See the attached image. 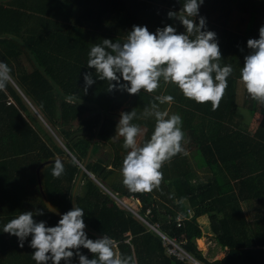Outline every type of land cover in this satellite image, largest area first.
I'll return each instance as SVG.
<instances>
[{
  "label": "trees",
  "instance_id": "obj_1",
  "mask_svg": "<svg viewBox=\"0 0 264 264\" xmlns=\"http://www.w3.org/2000/svg\"><path fill=\"white\" fill-rule=\"evenodd\" d=\"M229 1L204 0L199 8V15L201 11L221 12L219 23L206 21V28L217 35L221 66L233 68L225 94L213 110L210 102L198 104L185 98L174 84L162 83L153 93L141 90L137 95L122 90L109 92V82L100 81L95 70L87 67L92 46L112 36L106 31L95 33L85 29L87 20L95 15L100 18L96 13L103 8L102 4L112 5L123 30L121 34L125 32L127 37L132 22L146 26L150 33L170 25L172 19L165 13L181 10L185 0H0V62L9 66L12 77L6 90L0 91V235L4 226L24 211H43L44 215H34V219L45 221L49 227L56 226L75 203L84 209L88 237L112 238L114 250L130 257L131 264H183L167 257L161 236L120 207L102 186H111V177L122 167L129 151L123 147V137L114 140L119 111L135 110L137 118L132 123L147 127L148 141L155 118L144 117L145 108L153 103L159 105L155 96L171 95V109L182 115L184 140L188 138L194 144L198 167L218 168L222 180L215 176L199 179L188 158L180 153L164 163L162 180L151 191L133 192L126 186L112 185L116 188L114 193L140 199L139 214L165 235L176 238L203 264H264V104L254 101L245 89L242 107L251 117L261 113L262 121L255 132L242 130L241 120L236 121L240 71L250 52L247 41L254 36L259 38L253 25L255 17L264 13V0H240L236 7H230ZM236 8L250 14L244 32L227 26ZM196 22L199 23V17ZM111 40L121 43L122 36ZM86 72L97 78L87 92L83 79ZM32 105L61 138L64 148L48 131L43 134V129L34 124ZM163 105H159L160 110ZM198 115L214 122L201 136L194 123ZM106 142H111L115 149L113 167L108 156L96 158ZM56 159L65 168L58 179L52 176ZM86 161L87 170L99 182L85 172L74 198ZM31 172L39 174L36 179L28 175ZM23 176L29 178L24 181ZM184 199L187 203H183ZM244 202L253 212V220L244 215ZM187 210H192L193 215L189 216ZM203 215L209 216L217 242L227 248L222 260L210 261L197 246L196 240L203 236L197 219ZM181 216L184 219L178 225ZM7 243L0 241L5 247ZM13 245L19 247L18 239ZM80 251L93 258L87 249ZM17 258L26 260L24 264H36L32 263V255ZM13 259L5 261L0 257V262L17 264ZM71 264H79L78 258L74 257Z\"/></svg>",
  "mask_w": 264,
  "mask_h": 264
},
{
  "label": "clouds",
  "instance_id": "obj_2",
  "mask_svg": "<svg viewBox=\"0 0 264 264\" xmlns=\"http://www.w3.org/2000/svg\"><path fill=\"white\" fill-rule=\"evenodd\" d=\"M203 3L204 0H185L179 13H168L170 19L179 20L184 33H178L171 25L158 28L155 33H150L146 26L134 25L124 43L104 39L102 44L93 45L87 67L95 70L100 81L109 82V92L122 90L137 95L141 90L153 93L162 83L174 84L185 98L198 104L210 102L215 110L225 94L233 68L221 66L217 35L207 30L206 19L199 17ZM247 47L250 52L244 57L240 82L254 101L264 104V26L259 29L258 39L247 41ZM11 79V69L0 62V91L6 90ZM83 79L87 92L97 78L86 72ZM154 99L159 105L174 101L171 95H157ZM159 105L153 103L144 110V117L155 118V127L142 146H137L136 139L141 129L132 123L137 118L135 110L120 113L117 133L124 138L123 147L129 149L121 172L124 185L133 192L157 187L163 177L164 163L184 152L182 118L178 114L170 116L168 111L160 110ZM64 173L63 162L56 159L52 176L58 179ZM34 215H44V212L24 211L11 219L3 232L16 237L20 248L31 237L29 247L33 249L32 259L36 264H61L62 261L71 264L74 257L79 264H131L130 257L114 250L112 238L103 235L93 240L88 237L84 209L75 205L53 227L47 226L45 221L38 222ZM82 248L93 254V258L83 255Z\"/></svg>",
  "mask_w": 264,
  "mask_h": 264
},
{
  "label": "rangeland",
  "instance_id": "obj_3",
  "mask_svg": "<svg viewBox=\"0 0 264 264\" xmlns=\"http://www.w3.org/2000/svg\"><path fill=\"white\" fill-rule=\"evenodd\" d=\"M240 0H230L229 2V6L230 7H236L238 5ZM251 2H253L254 0H249ZM255 1H258V0H255ZM201 15L202 17H204L206 20H211V21H215L217 23H219L218 21V14H214V15H211L209 17H206V12L202 14L201 12ZM249 13L248 12H243V11H240L238 10V8H236L234 10V12L229 16V20H228V24L227 26L231 29V30H234V31H238V32H244L245 29L247 28V20L249 18ZM217 19V20H216ZM181 23L179 22V20L175 19L174 21V24L173 26L177 29L181 28ZM261 26H264V13H259L256 17H255V23L253 25V31L255 32V34L259 33V29ZM251 39H255V36L252 37ZM240 83V82H239ZM239 90H238V102L240 103V105H244V101H245V97H244V85L241 83L239 86H238ZM31 111H32V115L33 117H35V120H34V124L38 127H40V129H43L48 131V134L53 136L54 140L61 146L64 148V144L61 140V138L57 135V138L56 136L54 135L53 131L55 132V130L51 129L50 125L45 121H43L40 116L38 115V113L35 111L34 108L31 107ZM164 111V110H162ZM123 112V109L119 111V113ZM240 116L238 119H242V123H243V127L242 129H244V125H246L249 129L250 132H255L256 129L258 128L260 122L262 121V115L261 114H255L254 117H250L248 116L247 114H245L244 110H240ZM119 119H120V115H118L116 117V120H117V124L119 122ZM141 129V133L140 135L136 138L137 139V146H142L143 143L147 142V132H148V129L144 126H141L140 127ZM53 130V131H52ZM44 131L43 134L46 132ZM56 133V132H55ZM47 137V135H46ZM121 136H119V134L117 133L116 131V135H115V138L114 140H117L118 138H120ZM123 152H121L122 154ZM68 154L70 155V157H73L69 152ZM105 156H108L107 159L108 161H110V164L111 166L110 167H113L114 165V159L116 158V153H115V149H113L112 147V143L111 142H106L104 144H102V148L99 150V152L97 153L96 155V158H101L103 159ZM194 164V169L195 171L197 172V176L199 179H202V180H205L209 177H212V176H215L217 177L219 180H222V174L220 172V170L218 168H212V170L210 169H200L197 167L196 165V162H193ZM109 167V168H110ZM121 168H118L115 170V173L114 175L111 177L110 181H111V186L110 185H105L103 184L106 189L103 188L104 192L109 194L108 193V190H113L111 191L113 194L121 197V198H124L126 199V201H128V204L130 206H132L134 203H135V208H137V213L138 215L139 214V211H140V208L142 206V202L140 201V204H138L137 200L138 198L134 197V196H131V197H134V199H132L131 197H126V196H122L121 193H114L116 188L113 189L112 188V185L113 187H117V188H120L121 186L124 187V183H123V176H122V172H121ZM38 173L41 175L42 174V171L40 169H38ZM35 172H32V177H36L37 175H39ZM108 189V190H107ZM110 195V194H109ZM111 196V195H110ZM112 197V196H111ZM113 198V197H112ZM128 198V199H127ZM114 199V198H113ZM140 200V199H139ZM242 208L244 210V215L246 216V218L248 220H253V212H251L250 210V207L247 205V203H242ZM129 211V210H128ZM189 212V216H192L193 215V211L192 210H187ZM133 213V212H132ZM135 214V213H133ZM137 217L138 215L135 214ZM207 217V216H206ZM140 218V217H139ZM181 218V221H183V217H179ZM179 218L177 220V222L179 223ZM141 219V218H140ZM142 220V219H141ZM144 222L148 225H151L149 222L146 221V219L144 218L143 219ZM198 220V219H197ZM199 224L202 228V232H203V236L201 238H198L196 240V243H197V246L200 250H203V253L204 255L208 258V259H220L224 256V252L221 250L220 246L218 245V242L216 241V238H215V234L211 228V224H210V219L209 218H204V219H200L199 220ZM152 226V225H151ZM157 231L156 232H159L160 230L153 226ZM161 232V231H160ZM200 241L204 242V243H201ZM214 255H216L214 257Z\"/></svg>",
  "mask_w": 264,
  "mask_h": 264
},
{
  "label": "crops",
  "instance_id": "obj_4",
  "mask_svg": "<svg viewBox=\"0 0 264 264\" xmlns=\"http://www.w3.org/2000/svg\"><path fill=\"white\" fill-rule=\"evenodd\" d=\"M121 5V4H120ZM102 7L103 8H101L100 10H97V13L96 14H99V16H100V18L97 16V15H95L94 16V18L93 19H90V20H87V23H86V26H85V29H86V31H92V32H95V33H102V32H109V33H111L110 35H112L111 36V39H114V40H116L117 39V37H119V36H122V41H121V43H124L125 41H126V36H124L125 35V32L123 33V34H121L122 32H123V30H122V28H121V26H120V24H119V18H118V16H116V15H114V13H116V11L112 8V5L110 4V6L108 7L107 5H105V4H102ZM117 11H118V9H117ZM174 12H177V13H179L180 12V10H174ZM202 12V11H201ZM200 12V13H201ZM168 13L169 12H166L165 13V15H168ZM203 13H205V12H202V14ZM218 14L219 16H218V18L221 16V12L219 11V10H213V11H210L209 13L208 12H206V17H208V16H211V15H214V14ZM199 17H202V15H199ZM198 18V17H197ZM217 20V19H216ZM174 21H175V19H172L171 20V23H170V25L171 26H173V24H174ZM206 21H209V20H206ZM132 26H134V23L132 22ZM181 26V28H179V29H177V31L178 32H180V33H184V31H185V29H184V27L182 26V24L180 25ZM108 27H110L109 29H107ZM174 27V26H173ZM117 35V36H116ZM110 39V40H111ZM13 82V81H12ZM239 82H240V79H239ZM238 82V84H237V87L241 84V82L239 83ZM14 83V82H13ZM245 89V88H244ZM238 90H239V88L237 89V94H238ZM244 92V91H243ZM171 105H172V103H165L164 105H163V107H162V110H166V111H168L169 112V115L171 116V115H173V114H176L175 113V111L174 110H172L171 109ZM239 105H240V103H239ZM32 107V106H31ZM240 108H239V110H238V114H239V117H241L240 116V110L242 109V110H244V112H245V114H247L246 113V109H244L243 107H242V105H240L239 106ZM33 108V107H32ZM35 108V107H34ZM37 110V109H36ZM38 111V110H37ZM39 112V111H38ZM40 113V112H39ZM256 114H261V113H259V112H257ZM248 115V114H247ZM262 115V114H261ZM249 116V115H248ZM197 118H195V120H194V123H195V125L197 126V131H198V135L199 136H201V134H203V133H207L210 129H211V127L214 125V122L211 120V119H209V118H207V117H201L200 115H198V116H196ZM200 117H201V119H200ZM251 117V116H250ZM254 117V116H253ZM263 117V116H262ZM181 118H182V115H181ZM241 120V126L243 127V123H242V119H240ZM236 121H238V118H237V120ZM145 127V126H144ZM185 127H186V125H185ZM147 128V127H146ZM248 127L246 126V125H244V129H242V130H248L247 129ZM52 129V128H51ZM53 131V130H52ZM53 133H54V135L56 134L54 131H53ZM57 136V135H56ZM57 138V137H56ZM182 147H183V149H184V152H182V154L183 155H185L187 158H188V162H190V167H191V169L192 170H195L194 168V164H193V162H196V165H197V167H198V158H197V156H196V148H194V144L188 139V138H186L183 142H182ZM186 153V154H185ZM199 168V167H198ZM32 172L31 173H29L28 175L30 176V177H32ZM198 175V174H197ZM28 176H23V180L25 181L26 180V178H27ZM37 177V176H36ZM36 177H33V178H35L36 179ZM29 178V177H28ZM95 180L96 181H98L96 178H95ZM99 182V181H98ZM103 187H104V189H106V187L104 186V185H102ZM108 190V189H107ZM156 190L157 189H155V192L154 193H156ZM109 192H111L110 190H108ZM108 192V193H109ZM112 193V192H111ZM110 194V193H109ZM111 195V194H110ZM125 198V197H124ZM183 203H187V201L184 199L183 200ZM48 205H50L49 203H48ZM51 206V205H50ZM135 207H137V206H135ZM207 216V217H206ZM204 219V218H209V216L208 215H203V216H201V217H199L198 218V222H199V220L200 219ZM1 233V232H0ZM3 235H0V241L1 240H5V241H8V243L6 244V247H5V245L4 246H2L1 244H0V257L2 258V259H4L5 261L6 260H11V259H13V257H15V259H13V260H16L17 261V264H24L23 262H25L26 260H22V259H19V258H17V257H22V256H28V255H32V252H33V249H31L30 247H29V240H31V237H29L26 241H25V244H24V247L23 248H20V247H16V246H14L13 245V241H15L17 238L16 237H14V236H11V235H9V234H7V233H2ZM159 234V233H158ZM160 235V234H159ZM162 238V237H161ZM217 241V240H216ZM218 245L220 246V248H221V250L224 252L225 250V254H224V256L222 257V258H220V259H209L210 261H215V260H222V259H224L225 258V256L227 255V248H223L219 243H218ZM225 249V250H224ZM203 251V250H202ZM166 255V254H165ZM167 256V255H166ZM216 255H214V257H215ZM167 257H170V258H174L175 260H177V261H179L177 258H175V257H173V256H167ZM20 261V262H19ZM27 262V261H26ZM32 263H36L34 260H33V262ZM0 264H2L1 262H0Z\"/></svg>",
  "mask_w": 264,
  "mask_h": 264
},
{
  "label": "built area",
  "instance_id": "obj_5",
  "mask_svg": "<svg viewBox=\"0 0 264 264\" xmlns=\"http://www.w3.org/2000/svg\"><path fill=\"white\" fill-rule=\"evenodd\" d=\"M11 103V102H10ZM109 192V191H108ZM111 196L114 198V200L118 203V205L126 210H129L130 212H133L138 215L137 208H135V203L133 206H130L125 198H121L111 192H109ZM134 199V197H131ZM128 199V198H127ZM138 204H140V200L136 199ZM140 215H138L139 217ZM182 223L181 218H179L180 225ZM160 236L164 240L166 249L165 254L167 256H173L177 258L179 261H181L183 264H203L201 261H199L195 256H193L190 252H188L184 246L176 239V238H170L169 236L165 235L164 233L159 231Z\"/></svg>",
  "mask_w": 264,
  "mask_h": 264
},
{
  "label": "water",
  "instance_id": "obj_6",
  "mask_svg": "<svg viewBox=\"0 0 264 264\" xmlns=\"http://www.w3.org/2000/svg\"><path fill=\"white\" fill-rule=\"evenodd\" d=\"M32 107L34 108V106L32 105ZM35 109V111L38 113V115L40 116V118L43 120V121H45L44 120V118H43V116L36 110V108H34ZM55 136H56V134H55ZM57 137V136H56ZM92 149H93V147H91V149H90V151H89V154H88V159L90 158V156H91V154H92ZM87 164H88V161H86L83 165H82V172H81V174H80V176H79V179H78V181H77V183H76V187H75V190H74V198H75V195H76V192H77V190H78V186H79V184H80V182H81V179H82V176H83V174L86 172L88 175H90L92 178H94L95 179V176L91 173V172H89L88 170H87V168H86V166H87ZM74 206H75V203H74ZM140 217V216H139ZM141 218V217H140ZM142 219V218H141ZM143 220V219H142ZM144 221V220H143ZM151 226V225H150ZM155 231H157L153 226H151ZM87 229V228H86Z\"/></svg>",
  "mask_w": 264,
  "mask_h": 264
},
{
  "label": "bare ground",
  "instance_id": "obj_7",
  "mask_svg": "<svg viewBox=\"0 0 264 264\" xmlns=\"http://www.w3.org/2000/svg\"><path fill=\"white\" fill-rule=\"evenodd\" d=\"M127 203H128V201H126ZM133 206V205H132ZM201 243H204V242H202V241H200Z\"/></svg>",
  "mask_w": 264,
  "mask_h": 264
}]
</instances>
